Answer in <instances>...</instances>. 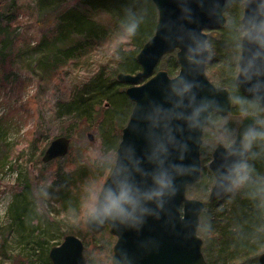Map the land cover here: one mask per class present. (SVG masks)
Here are the masks:
<instances>
[{
  "label": "rangeland",
  "instance_id": "rangeland-1",
  "mask_svg": "<svg viewBox=\"0 0 264 264\" xmlns=\"http://www.w3.org/2000/svg\"><path fill=\"white\" fill-rule=\"evenodd\" d=\"M43 1L53 4L44 7L38 0H0V11L5 17L3 26L10 25L5 35L10 34L9 39H13L9 47L2 42L6 36L0 34V264H51L49 250L59 246L67 235L82 242L87 264H111L116 238L108 227L100 233L89 231L78 205L82 185L90 178L103 177V161L98 153L118 146L120 127L123 129L127 120L121 124L111 123L113 107L106 100L96 105L91 118L67 112L66 104L90 91L87 85L98 78L106 83L117 80L119 72H115L122 57L133 52L134 47L131 41L124 42L118 49L119 56L115 55L113 37L120 25L101 10L89 11L87 15L104 29L102 38L91 40L61 33L60 23L55 18L59 5L84 10L81 0ZM229 11H235L234 5ZM227 26H230L229 15L224 27ZM205 33L216 49L221 40L219 30ZM227 37L230 38V32ZM52 43L54 48L78 43L80 48L72 59L52 66L55 61L47 50ZM232 53L227 47L205 67L213 85L223 87L222 77L230 79L224 66ZM174 60L176 52L163 56L153 75L157 71L171 70ZM126 88L127 85L120 83L116 92L125 93ZM115 103L118 107H127L128 102L121 96ZM240 123L233 118L230 126L237 129ZM88 135L92 136V141ZM57 137L70 140L67 154L48 163L42 162L44 151ZM110 140L114 142L111 144ZM203 140L206 160L201 163V175L202 170H206L202 182L207 185V192L202 197V187L198 185L188 188L186 194L190 199L206 203L213 184L209 179L213 175L208 169L207 157V150L213 147L210 131L204 133ZM41 181L51 182L42 207L36 195ZM60 190L65 197L61 198ZM227 205L228 200L224 199L218 209ZM215 236L217 234L211 235ZM206 247L204 244L205 250Z\"/></svg>",
  "mask_w": 264,
  "mask_h": 264
},
{
  "label": "clouds",
  "instance_id": "clouds-1",
  "mask_svg": "<svg viewBox=\"0 0 264 264\" xmlns=\"http://www.w3.org/2000/svg\"><path fill=\"white\" fill-rule=\"evenodd\" d=\"M194 3L203 8L205 0H177L179 15L164 26L163 39L170 49L182 52L186 71L178 69L161 87L162 99L133 101L127 116V127L145 142L143 154L137 155L135 144L121 140L118 146L98 153L103 177L82 185L78 209L90 222L112 221L139 231L150 217H165L182 190L180 178L199 168L198 163L185 160L191 134L200 129L210 131L213 147L222 149L212 176L215 190L230 198L242 194L264 207V171L256 165L264 159V0H238L235 11L229 12L233 53L225 62L230 79L221 86L228 89L234 110L230 116L222 115L224 106L214 92L204 93L197 78L216 51L214 43L194 26ZM142 19L136 10H125L113 37L115 55L119 56L122 43L135 39ZM249 117L250 122L239 129L230 126L233 118ZM50 183L41 181L36 189L41 207ZM210 228L207 224L202 231ZM112 264L131 261L124 253Z\"/></svg>",
  "mask_w": 264,
  "mask_h": 264
},
{
  "label": "water",
  "instance_id": "water-1",
  "mask_svg": "<svg viewBox=\"0 0 264 264\" xmlns=\"http://www.w3.org/2000/svg\"><path fill=\"white\" fill-rule=\"evenodd\" d=\"M151 2L157 11V20L152 37L136 55L140 71L135 74H117L118 82L127 85L125 94L132 104L136 100L143 103L148 97L162 99L161 87L167 83L170 76L166 71H157L154 75L153 72L163 56L175 52L165 43L163 35L166 31L164 26L175 22L179 15L177 0H151ZM235 3H238V0H205L203 8H198L195 3L192 5L197 16V23L194 26L204 39H206L205 31H217L224 27L225 13ZM176 60L179 70L186 71V65L182 63V52H176ZM144 78L148 79L140 84ZM197 78L203 85L204 93L214 92L224 106L222 115L228 116L233 109L228 101V89L213 85L206 76L205 68ZM251 119V117L245 118L237 129L249 123ZM135 122L133 117V123ZM203 131L204 129H200L191 134L190 150L185 160V163H198L199 168L180 178L182 190L169 205L165 217L161 220L150 217L139 231L112 221L99 224L86 219L85 226L92 233H100L108 227L109 232L116 238L112 248L111 264L114 258H122L124 253H127L131 264H207L202 253L203 240L197 234L200 215L206 203L190 199L186 194L187 188L201 179L200 148ZM88 139L92 141L93 138L88 135ZM121 140L125 144H135L137 155L143 154L144 140L134 134L131 128L127 127V123L122 129ZM69 144L70 140L66 137L55 138L44 151L42 162L48 163L63 157L68 152ZM221 151L220 147H216L208 164L212 175L221 160ZM224 195L226 194L218 193L212 184L207 202L212 203ZM48 256L51 264H87L83 254V244L73 235L65 236L59 246L49 250ZM257 264H264V251L257 256Z\"/></svg>",
  "mask_w": 264,
  "mask_h": 264
},
{
  "label": "trees",
  "instance_id": "trees-1",
  "mask_svg": "<svg viewBox=\"0 0 264 264\" xmlns=\"http://www.w3.org/2000/svg\"><path fill=\"white\" fill-rule=\"evenodd\" d=\"M38 2L44 7L53 4L43 0H38ZM80 2L85 8L84 10L79 7H62L59 5V9L62 8L55 13V18L60 23L59 30L61 33L91 40L102 38L104 29L100 28L93 19L88 17L87 12L89 11L101 10L106 12L116 20L118 25H120V21L125 15V10L128 8L136 10L138 14L143 16L140 29L135 39L131 41L134 51L122 57L121 64L115 73L126 72L129 74L137 72L140 67L136 61V55L141 47L152 37L156 25L157 12L151 0H81ZM229 12L226 13L227 20ZM3 18L5 17L0 11V34L5 35L10 25L7 23V25L3 26ZM5 21H8V19H5ZM230 30V26L219 30L221 40L215 49V57L221 56L227 47L231 52L233 51L231 39L227 37V33ZM5 36L2 42L10 47L11 43L13 44V39H9L10 34L9 37L7 34ZM79 48L78 43L67 48H54L52 43L47 48L49 56L55 61L52 66L55 63L63 62V60L72 59ZM48 61L50 60L48 59ZM172 66L171 70L166 71L169 76L178 70L176 60L173 61ZM223 72L222 74L225 75ZM226 81L222 77L221 83ZM87 87H91V90L77 95L69 104H66L67 112L83 116L87 115V117L91 118L96 105H99L102 100H106L113 107V115L110 118L111 123L121 124L127 120L132 104L125 93L116 92L117 88L120 87V83L117 80L113 79L111 83H106L101 78H98L87 85ZM121 96L127 99V107H118L116 105L115 102ZM233 111L232 109L231 113ZM120 128L122 130V127ZM112 142L110 140L111 144ZM256 165L260 171H264V159H258ZM205 171L202 170L203 175H201L198 183L188 187L191 188L198 185L202 187L200 193L202 197H205L207 192V185L203 183ZM209 179L212 182L211 175ZM59 194L61 198L65 197V195H62L61 190ZM224 199L228 200L227 207L218 209V204ZM207 224H210L211 228L207 231H202ZM214 234H217V236L211 237ZM198 235L203 238V253L207 264H257V256L264 251V207L258 206L242 194H237L231 198L230 194H226L212 203H208L206 200L205 208L200 215ZM204 244L207 246L206 250L204 249Z\"/></svg>",
  "mask_w": 264,
  "mask_h": 264
},
{
  "label": "flooded vegetation",
  "instance_id": "flooded-vegetation-1",
  "mask_svg": "<svg viewBox=\"0 0 264 264\" xmlns=\"http://www.w3.org/2000/svg\"><path fill=\"white\" fill-rule=\"evenodd\" d=\"M176 62H177V60H176ZM177 64H178V63H177ZM139 67H140V66H139ZM138 71H140V68H139ZM155 73H156V72H155ZM206 131H207V130L204 129L203 136H202V146H201V148H200V160H201V163H202L203 161L206 160V158H204V154H203V152H202V150H203V145H204L203 137H204V133H206ZM215 148H216V147H212L211 149L207 150V157H208V159H209L208 164H209L210 161L212 160V154H213V151H214ZM202 251H203V250H202ZM203 254H204V253H203ZM204 257H205V255H204Z\"/></svg>",
  "mask_w": 264,
  "mask_h": 264
}]
</instances>
